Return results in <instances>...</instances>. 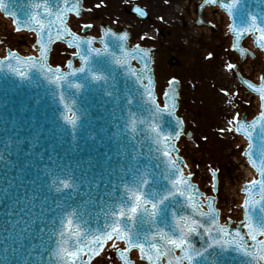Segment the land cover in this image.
I'll return each mask as SVG.
<instances>
[{
    "label": "water",
    "instance_id": "95a60500",
    "mask_svg": "<svg viewBox=\"0 0 264 264\" xmlns=\"http://www.w3.org/2000/svg\"><path fill=\"white\" fill-rule=\"evenodd\" d=\"M217 2L223 7L224 5H233L232 12L235 23L232 28L236 35L235 49L243 52L239 46L240 40L255 30L245 32L240 37L237 36L236 30L242 31L248 27L252 23L251 18L253 16L256 17L258 25L264 26V0H235V4L233 0H216ZM37 4L41 7L37 8ZM45 4L52 12L51 16L45 14ZM205 4L210 3L208 0H202L199 2V7L202 9ZM0 7L5 13L14 17L19 27L28 29L35 27L34 24H30V19L37 14L44 19L47 25L49 20L55 22L56 14H63L66 7L70 9V12L75 13V9L79 8V14L82 13L81 0H0ZM201 20L200 15L199 21ZM17 21L20 23L18 24ZM7 26L0 25V33L4 35L5 41L18 47L23 52H28L32 48L33 36L28 33L17 34V32H12L11 28L8 29ZM60 27H63V25H60ZM102 28L104 36L99 38L98 41L102 43L103 51L99 49L100 54H96L94 51H90V49H97L93 47L94 39L80 37L79 40H76V35L66 38L65 32L58 33L55 23H53V26L46 28L43 33L36 31L38 33L37 43L40 54L42 39L48 53L53 42L66 40L78 46V57L83 55L93 57L96 55L99 58H108L105 62L108 70H111L113 74L103 76L104 79L100 80L94 79V73L90 71L89 67L83 66L84 62H82V67H85V70L80 73H86L79 78V82L85 88L82 94L84 95L83 100L92 104H101L103 95L100 94L97 88H104L114 93L115 101L106 103L107 109L109 108L112 112V117L120 120L126 116H132V113L135 112L134 118L140 129H147L150 126L153 129L154 136L149 138L137 137L129 143L114 138L102 140L91 138L93 134L98 133V128L94 122L98 120L100 113V107L94 106L92 112L94 113L95 109L97 111L92 116L91 129H83L78 133L75 131L76 137L71 139L70 128H65L70 124L65 122L64 117L67 112L72 111L71 107L76 103L73 98H75L77 92L72 94L67 105H62L55 92L35 85L34 73L29 69H24V71L21 68V64H23V66L27 65L31 68L36 67L39 74H52L54 70L49 71L50 67L46 62L48 55L43 60L36 59L35 66H29V57L23 58L16 55L13 58L12 54L15 53H12L10 58L18 60L19 66L12 70L9 66L8 71L0 75V264H24L25 260L27 264H58L56 257L53 255L56 244L52 236V229L57 228L59 217L58 225L60 227V219L74 213L71 216L74 225L81 220L83 221L87 230L83 239L87 241L90 235L110 230L109 226L115 219L113 214L118 213L121 208L126 212L122 220V226L131 232L133 240L146 244L156 243L162 246L163 239L158 235L161 231L168 233L170 236H178L179 231L176 227V221L181 217L187 216L199 220L204 227L198 228L196 232L188 237L189 243L193 246L191 250L193 260L190 264H264V261H257L254 256L248 255L236 244L222 246L213 243L214 239H220L222 235L212 224L213 212L216 213L215 219L219 223V213L215 208L216 198L208 196L206 202L208 210H204L201 207L202 201L200 199L202 193L190 181V176L183 175L188 187L185 188L181 184L180 188L194 197L192 203L198 205V207H192L186 195L177 193L174 197L169 196L160 205L158 214L152 220L148 218L143 208L134 220L129 218L127 209L132 206L134 201L128 189H139L144 192L147 200L158 202L168 192L175 191V185L172 181L179 179L182 173L179 165L182 159L178 158L176 162L172 156L164 155L165 151H170L171 154L177 153L174 139L184 131L181 119L175 116L180 99L179 88L174 83L167 87L164 95L167 106L165 108L159 107L155 99V82L152 73L156 49L139 46L130 48L127 43L129 32L126 29L120 28V31H117L107 24H102ZM106 33H113V35H106ZM49 38H51L50 42ZM86 41H92V43L89 44ZM138 49L149 57L147 70H145L144 62L138 58H132L133 55H139ZM70 54L71 51L66 46L58 43L53 49L52 62L64 64ZM134 60L140 64V67L133 65ZM70 63L72 65V62ZM41 65H43V68ZM72 69H74L73 66L69 68V71ZM20 73H24V75L21 76ZM63 74L64 71L59 73L60 76ZM263 75L264 72H262ZM149 77L151 83H149ZM116 85H118L117 89H115ZM255 88L258 90L259 86ZM148 89H151L154 94L152 99L148 96ZM141 99H146L151 105H142ZM46 105L51 106L50 111L47 110ZM245 110H248V108H245ZM73 112L77 114L75 111ZM179 114L182 116L181 113ZM141 117H143V120H140ZM51 121L53 122L51 123ZM263 121L260 117L251 122H241L244 128L252 133L251 137L248 136L251 141V160L252 162L253 160L256 161V167L259 171V162L262 159L261 153L264 151ZM187 134L191 135V132L189 131ZM164 137H168V139L165 140ZM130 152L138 155L129 156ZM97 158L98 160L100 158V160L108 161H98ZM123 158H125L124 162L122 161ZM94 161L99 163L97 170L93 165ZM172 162H175V164ZM89 164L92 172L93 169L95 170L90 173L92 176L96 171L99 176L116 177L123 176V173L131 174L137 171L138 180L131 181L122 191L118 189L110 196L102 193L101 197H94L90 189L85 191V188H81L79 192L73 195L70 192V187L63 188L62 194L65 196L64 199L67 200V205L62 212L59 208L55 211L51 207L52 198L53 192L57 195L60 178L70 175L82 180L86 175V166ZM140 177L142 178L140 179ZM248 192L251 195L247 198V201H251V203L246 205V219L248 221L251 218L253 223L264 227V197L261 196L258 183L251 184ZM257 194L260 195V198L256 197ZM44 201L48 205L43 208L36 206L42 202L44 203ZM82 206L87 208V212L84 216H79L76 210ZM147 207L150 211L151 205L149 204ZM201 212L205 215H200ZM17 221H21V223L17 224ZM23 221L29 223L30 233L25 234L26 238L22 240L21 246V237L18 233L19 229L24 227ZM53 221H55V225ZM226 226L232 236H235V233L239 230L244 237V247L247 252L254 251L253 249L256 248L255 242L250 237L252 245H247L248 239L245 237L240 225L236 228ZM245 227L247 229L246 224ZM205 228H210L211 233L205 231ZM41 229H44V231H41ZM147 236L149 237L148 240L146 239ZM153 236L157 238L152 239ZM230 238L226 237V239ZM210 244H212L211 247H209ZM119 252L120 250L118 256L124 263L130 261V264H133L128 257V252L123 257L120 256ZM197 252L202 254L196 255ZM172 254L173 256H183L182 252L177 254V249H173ZM132 255L136 260L138 257L137 252H133ZM165 258L166 262L164 264H168V259L171 257L166 256ZM95 264L108 263L107 259L98 258ZM161 264H163L162 261ZM184 264H189V262L185 260Z\"/></svg>",
    "mask_w": 264,
    "mask_h": 264
},
{
    "label": "rangeland",
    "instance_id": "374dc122",
    "mask_svg": "<svg viewBox=\"0 0 264 264\" xmlns=\"http://www.w3.org/2000/svg\"><path fill=\"white\" fill-rule=\"evenodd\" d=\"M84 1L89 10L87 16H73L70 20L78 32L89 22L93 23V27L88 33L97 35L98 22L105 19L111 25H127L133 32L132 42L162 48L155 64L158 90L163 92L171 77H178L182 82L179 113L192 126L194 137L191 140L183 137L180 146L190 169L195 172V178L204 185L209 177L207 170L216 167L220 170L222 185H226L229 178L235 179L236 167L232 157L240 148L235 144L236 134L227 128V122L232 120L229 105L233 103L242 112L245 108L250 114L253 111L251 104L239 93H229L232 86L229 85L228 64L237 62V55L231 50L229 33L222 23L216 34L211 35L206 29L199 35L195 25L189 24L196 0ZM134 3L145 6L151 19L142 20L130 14L128 9ZM169 9H174L175 15L167 17ZM153 30L155 35L150 33ZM170 53L179 58L177 65L168 64ZM259 58L257 55L255 60L259 61ZM221 196L222 200L229 197L228 194Z\"/></svg>",
    "mask_w": 264,
    "mask_h": 264
},
{
    "label": "snow or ice",
    "instance_id": "6c2138e0",
    "mask_svg": "<svg viewBox=\"0 0 264 264\" xmlns=\"http://www.w3.org/2000/svg\"><path fill=\"white\" fill-rule=\"evenodd\" d=\"M209 3H216V0H208ZM233 3L235 4V0H233ZM37 8L41 7V5L37 4ZM224 7L229 11L231 14L233 5H224ZM45 14L48 16L52 15L51 10L47 7V5H44ZM76 13L79 14L80 9H75ZM70 9L67 7L63 10V14H56L55 22L49 20L47 25L45 24L44 19L41 18L40 15H34L30 19V24H34L35 27L31 28L32 31H41L42 33L46 28H50L53 26V23H55V27L57 29V32H65V34L69 37L74 36L75 34L71 32L70 29H68V23H67V17L69 15ZM252 23L244 28L242 31L237 29L236 34L238 37L242 36L245 32H250L252 30H255L259 33L257 37V42L261 47H264V26H260L256 23V17L253 16ZM19 24L20 22L17 21ZM60 25H63V27H60ZM85 29H89L92 26L91 25H84ZM20 28H17V31H20ZM106 35H113V33H106ZM49 38V42H50ZM76 40H79V36H75ZM86 43L91 44L92 41H86ZM70 46H75L72 44V42H69ZM41 48V56L39 58H28V64L29 66H35V60H43V58L48 55V49L44 46L43 39L42 43L40 45ZM90 51H94L96 54H100L99 49H90ZM139 52V55H133V59H140L142 62L145 63V70H147V60L148 56L146 53L137 50ZM13 58L17 54H12ZM80 59L84 62L85 66H87L89 61V55H83L80 57ZM119 62V61H118ZM2 63V61H0ZM43 68V65H41ZM69 68L72 67L71 63L68 65ZM236 68V65L234 64H228V69L233 70ZM49 71H53V69H48ZM85 70V67H79L78 71L83 72ZM54 71L60 72L59 68H55ZM74 74V73H73ZM21 76L24 75V73H20ZM63 76H56V81L59 82L62 80ZM93 78L96 80L104 79L103 76L93 74ZM139 79V77H137ZM261 80H264V77H261ZM149 83H151V78L149 77ZM253 87V90L255 91L256 88L254 85H250ZM74 87L77 89L81 88L82 85L75 84ZM259 92L261 93V98L264 99V83L260 84L259 86ZM148 96L150 99L153 98L154 94L152 93L151 89H148ZM153 102H155L153 100ZM163 103V102H161ZM159 111V108L157 109ZM64 119L66 122L70 123L73 128H75L77 124V117L70 114L65 115ZM261 119L264 120V112L261 113ZM235 127L228 129L232 132H246L249 137H251L252 133L244 128L243 124L241 123V117L237 115L234 119ZM135 125L136 121L133 119L131 121V128L133 131H135ZM165 140L168 139V137H164ZM167 147V145H165ZM165 156L170 157L171 152L165 151ZM262 159L259 162V168H260V179L259 181L253 180L251 181V184H259L260 187V193L261 196L264 197V151L261 153ZM175 164V162H172ZM253 165H256V161L253 160ZM179 171V169H177ZM147 183V181H145ZM172 183L175 185V191L168 192L165 196L160 198L157 201L147 200L145 198V194L143 191L139 189H128L129 194L132 197V200L134 203L130 208L127 209V214H129V218L134 220L136 215L140 212V210L143 208L144 212L147 214L148 218L152 220L153 217H155L160 209V205L164 203V201L169 197H174L177 193L180 195H186L187 200L190 202L191 206L196 208L198 205L192 203L194 201V197L192 195H188L185 191H182L180 188V185L183 184L185 188L188 187V184L186 182L185 177L181 173L179 179L173 180ZM71 183L67 180L61 182V187L63 188H69L71 187ZM59 190V189H58ZM251 203V201H245V205H248ZM151 205V210L149 211L147 205ZM72 214H68V216L65 218L64 216L60 219V227L53 228L52 234L56 237L55 244L56 247L53 251V255L56 257V260L58 261V264H92V258L93 257H101L105 246L108 244L109 241H123L126 245V247L122 250H120L119 254L121 257H123L127 252H130L132 249H138L140 251V254L143 259H146L150 262V264H161V261L164 257L168 256L171 257L168 259V264H184V261H188L189 264L193 260L192 255V245L189 243L188 237L197 231L198 228H203L204 225L200 223L199 220L193 219L190 217H181L176 221V227L179 231L178 236H170L168 233H165L163 231L159 232L158 235L163 239V245H158L156 243H143V242H136L132 238V234L129 230H126L122 226V220L126 215V212L123 208L118 213H114V222L109 226L110 230H105L101 233L90 235L89 239L87 241H84L82 233L81 226L79 224L74 225V221L71 218ZM175 215V214H174ZM200 215H205V213L201 212ZM216 213L213 212L212 214V224L216 228V230L221 233L220 239H214L213 243L218 245H228L231 246L232 244H236L239 248L244 250L248 255H252L255 257L257 261H264V239H259L258 237H264V227L258 226L256 223H253L252 219L250 218L246 222V226L248 229V235L251 237V240L255 242L256 248L253 252H247V249L244 247V237L240 233L239 230L235 233V236H232L228 227L226 225L220 224L216 222L215 219ZM21 221H17V224H20ZM24 227L19 229L18 235L21 237V246H22V240L26 238L25 234L30 233V225L27 221H23ZM35 223V221H33ZM53 224L55 225V221H53ZM41 231H44V229H41ZM205 231L211 233L210 228H205ZM226 237H231L230 239H226ZM157 237L153 236L152 239H156ZM146 239L148 240L149 237L147 236ZM212 244L209 245L211 247ZM112 247L115 249L117 248L116 244H113ZM177 249L180 252L183 253V256H173L172 250ZM202 253L197 252L196 255H201ZM24 264H27V261H24ZM125 264H130V261H125Z\"/></svg>",
    "mask_w": 264,
    "mask_h": 264
},
{
    "label": "bare ground",
    "instance_id": "6f19581e",
    "mask_svg": "<svg viewBox=\"0 0 264 264\" xmlns=\"http://www.w3.org/2000/svg\"><path fill=\"white\" fill-rule=\"evenodd\" d=\"M212 9L213 8H208V11L209 12H211L212 11ZM180 11V10H179ZM175 13V10L174 9H169L168 11H167V13L166 14H168V16L167 17H170V16H172L173 14ZM217 15H218V17L220 18L221 16H224L221 12H218L217 13ZM213 17V16H212ZM224 21H225V24H227L228 23V18L227 17H225L224 16ZM231 40L229 39V42H230ZM245 42H246V46L247 47H249L250 48V50H253V51H259V54L261 55V64H262V67H261V70L260 71H257V73H256V76L255 77H253V79L256 81V82H258L259 80H260V78L262 77V72H264V54L258 49V48H256V47H254L253 46V44H252V39L251 38H247L246 40H245ZM250 61H251V58H248V60L246 61V63H245V65L244 66H242L244 69H240V72H242V73H244V74H249V73H251L252 71H253V69H254V67L252 66H250ZM230 76V75H229ZM231 77V76H230ZM236 81L238 82V80L236 79ZM233 84L235 83L234 81L232 82ZM235 85V84H234ZM250 93V92H249ZM251 94V93H250ZM255 101H254V104H255V106H254V108H253V110H254V112L256 113V112H258L259 111V100H258V97L257 96H255V99H254ZM234 111H233V115H235V116H237V114H236V111H235V109H233ZM232 127L234 128V123L232 124ZM235 144H237L238 146L239 145H242L243 147L247 144V142H246V140L243 138V137H241V136H238V139L235 141ZM239 160H240V162H241V168H242V173H243V179H242V181H240L238 184H237V186L236 187H233V186H230L229 188L231 189L230 191L232 192V195L233 196H237L238 197V199H239V202H241V194H240V192H239V190H240V188H241V186H242V184H243V180H245V178L246 177H248V172H249V168L247 167V165H246V163L244 162L243 163V158H239Z\"/></svg>",
    "mask_w": 264,
    "mask_h": 264
}]
</instances>
